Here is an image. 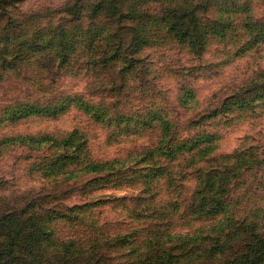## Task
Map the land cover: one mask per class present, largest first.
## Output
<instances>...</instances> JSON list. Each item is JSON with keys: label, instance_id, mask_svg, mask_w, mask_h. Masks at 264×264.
<instances>
[{"label": "rangeland", "instance_id": "1", "mask_svg": "<svg viewBox=\"0 0 264 264\" xmlns=\"http://www.w3.org/2000/svg\"><path fill=\"white\" fill-rule=\"evenodd\" d=\"M99 1L0 0V38L40 31L56 41L67 30L65 42L71 38L73 45L69 56H60L67 58L61 69L48 53L38 63L31 53L20 69L0 77V215L46 220L54 237L81 236L89 246L106 222L109 233L146 225L145 208L165 213L163 223L153 222L175 247L191 229L180 212L197 186L193 171L209 163L227 170L221 175L225 194L229 190L238 206L246 204L243 196H261L263 204L264 98L249 106L245 101L251 89H264V0H208L211 10L200 8L198 15L212 33L201 54L168 36L160 22L142 49L143 64L128 67L121 53L96 62L114 43L123 51L130 42L127 30L140 23L131 16L118 21V15L141 0H122L113 11L104 4L91 19L89 9ZM161 4L140 6L160 13ZM87 26L94 35L90 50L81 38ZM224 28L230 30L222 37ZM19 102L61 108L17 116ZM191 134L198 139L193 150L181 142ZM84 203L95 204L85 213L71 210ZM61 213L66 217L56 216ZM258 214L253 218L263 222L264 211ZM99 243L111 257L133 254H126L131 245Z\"/></svg>", "mask_w": 264, "mask_h": 264}, {"label": "trees", "instance_id": "2", "mask_svg": "<svg viewBox=\"0 0 264 264\" xmlns=\"http://www.w3.org/2000/svg\"><path fill=\"white\" fill-rule=\"evenodd\" d=\"M147 1L131 3L126 11L128 15L124 12L119 15L117 13L118 21L123 17L131 16L133 21L137 20L140 24L132 25L131 29L127 30L131 34V40L123 51L120 43H114L112 52L104 51L105 54L110 55L97 60L96 64L100 60L102 63L114 60L115 58L112 57H117V53H121L119 58L126 67L132 65L131 61L143 64L145 60L144 55H141L142 49L149 45L151 37L155 36L152 30L158 28L160 22L170 33L168 36L173 37L175 41L186 43L197 53L203 52L206 37L211 30L202 25L198 14L200 8L203 12L211 10L208 0H160L163 4H161L160 13L153 12L151 6H140ZM117 3L125 4L126 1L100 0L93 5V10L89 9L88 16L91 19L94 18L98 8L105 6L104 4H113L108 11H113L115 7L118 10ZM244 6L250 8L248 2ZM140 25H143L142 29ZM116 28L120 31L125 27L118 25ZM225 28L221 33L222 37L226 36L227 31L230 30ZM83 31L87 37L82 36V41L85 44L86 40L90 50L93 48L90 45L91 39L94 38L92 27H84ZM67 38V30L64 35H59L56 41L53 35L47 37L40 31H35L30 38L1 37L0 77H3L7 71L16 72L20 69L19 63L30 58L28 55L31 53L36 54L37 63L43 55L48 53L51 57L49 60L55 61L59 69L63 68L62 63L67 58L60 56H69L73 46L70 44L71 38L65 42ZM58 46L64 48L66 52L59 50ZM135 52L139 53L134 56ZM85 55L88 54L85 53ZM150 65L151 63L149 67ZM251 90L252 96L245 101L248 106L264 98V89L257 91L255 87ZM68 98L67 96L66 99ZM60 108L61 105L58 103L39 105L19 102L17 108L13 109L17 116H21L41 112L55 113ZM197 140L195 134H191L181 142L187 143V147L193 150L198 143ZM176 150L172 147L170 152L173 156ZM191 152L189 159H195L197 151ZM193 172L198 180L197 186L187 206L182 213L180 212L181 217L187 218L184 221L191 229L180 235L182 241L175 247L165 244V236L168 233L164 229H157L160 224L153 222L159 219L158 222L163 223L165 213H145V208L142 210L145 222L151 218L146 225L112 233L106 230L107 222L100 227L99 224L94 225L103 229L102 236L98 239L95 237L89 246L81 236L79 239L71 237L67 240L54 237L46 220L38 218L32 222L30 221L32 217L19 220L5 212L0 215V264H264V221L253 218L259 215V211H264V201L263 204L260 203L262 197L250 199L243 196L242 201L246 204L238 206V199L234 200L228 194L229 190L225 194L226 186L221 175L226 174L227 170H219L216 165L209 163L206 167ZM93 204L95 203H84L72 207L71 210H77L79 214L85 213ZM169 204L174 207L177 205L174 201ZM56 216L66 217L64 213ZM261 216L264 217V214ZM176 236L170 233V237ZM195 236L197 238L194 240ZM103 240H107L111 245H131L126 254H133L122 256V258L117 255L111 257L112 253L110 255L106 253L109 247L101 246L106 243H99Z\"/></svg>", "mask_w": 264, "mask_h": 264}]
</instances>
